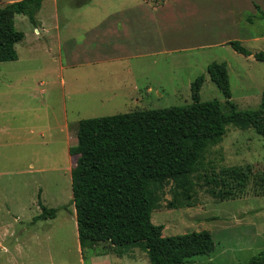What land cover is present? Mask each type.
Wrapping results in <instances>:
<instances>
[{"label": "rangeland", "instance_id": "374dc122", "mask_svg": "<svg viewBox=\"0 0 264 264\" xmlns=\"http://www.w3.org/2000/svg\"><path fill=\"white\" fill-rule=\"evenodd\" d=\"M12 1L18 0H0V7ZM255 5L264 12V0H42L35 27L14 16V29L22 33L14 45L17 59L0 63V264H88L79 253L69 204L74 158L67 148L76 142L79 120L187 105L190 84L199 75V101L216 100L226 112L205 71L211 62L225 64L237 110L257 107L264 64L227 45L235 40L251 53L264 52V18ZM111 24L116 38L102 34L98 41L101 29ZM116 44L126 54L117 52ZM97 56L123 58L65 66L71 60L92 64ZM233 166L248 168L244 187L222 198L216 193L225 189L215 187L212 194L204 177ZM189 179L187 199L174 196L169 180L150 214L163 237L210 234L213 252L184 264H247L264 250V140L259 135L226 125L225 133L205 146ZM37 193L42 205L57 208L53 219L31 222L39 213ZM174 197L182 206L168 208ZM106 246L95 249L113 254L108 264H148L140 245Z\"/></svg>", "mask_w": 264, "mask_h": 264}, {"label": "trees", "instance_id": "16d2710c", "mask_svg": "<svg viewBox=\"0 0 264 264\" xmlns=\"http://www.w3.org/2000/svg\"><path fill=\"white\" fill-rule=\"evenodd\" d=\"M41 2L18 0L0 7V63L17 59L14 45L21 41L22 33L14 29V16H24L35 27ZM257 11L258 17L264 18V13ZM227 45L235 53L264 64V52L251 53L235 40ZM205 71L221 94L226 112L216 100L199 101L203 82V75H199L190 84L191 102L187 105L77 122L76 142L67 148L69 157L74 158L69 204L83 257L99 243L107 244L105 249L140 245L148 264H184L194 256L213 252L207 231L163 237L162 226L150 221L157 193L167 181L173 183L174 196L189 197V174L205 146L220 138L226 125L252 129L264 140V90L255 109L237 110L230 101L225 64L211 62ZM248 173L247 167L233 166L211 172L204 179L212 194L215 187L225 189L216 193L222 198L231 195L232 189L244 187ZM37 206L39 213L32 217V223L55 217L57 208L42 205L38 193ZM181 206L175 197L167 204L168 208ZM247 264H264V250L250 257Z\"/></svg>", "mask_w": 264, "mask_h": 264}, {"label": "crops", "instance_id": "0c3cea01", "mask_svg": "<svg viewBox=\"0 0 264 264\" xmlns=\"http://www.w3.org/2000/svg\"><path fill=\"white\" fill-rule=\"evenodd\" d=\"M246 5H249V4L247 3ZM255 7L260 10L259 6L255 5ZM260 11L263 12L262 10H260ZM117 20L119 21V23H118L119 27H120L119 30H121V31L123 30L124 31L122 34L127 33V26L124 25L123 20L122 19H120L121 21L119 19H117ZM39 26H40V29H42L41 28L42 25L40 24ZM34 32L37 33L36 30H34ZM117 32L118 31H117L116 27L111 24L110 26L101 29V31L98 34L99 37H98L97 40L99 41L102 38V34H103L104 37H112V36H114L116 38V33ZM115 47H116L115 49H117V52H120V54H126L125 51H124L125 49L122 48V46L116 44ZM74 57H76V56H73V58ZM122 58L123 57H121V56H105V57H102V60H101V59H99V56H97L96 60H94V62L92 64H78L75 61L72 62V60H71V62L65 63V66H67L68 68L74 69L76 67H82L83 65H87V66L99 65L100 63H103L104 61H106V62L119 61V60H122ZM94 63H98V64H94ZM59 64H60L59 65L60 69L63 68L61 63H59ZM126 70L129 71L127 68H126ZM146 90H147V88H146ZM78 248H79V245H78ZM79 253H80L81 258H83L82 254H81V251H80V248H79ZM109 256H113V254L112 253H104V254L99 253L98 254L96 252V249L93 248V252L87 257L88 264H108L109 263V261H108V257Z\"/></svg>", "mask_w": 264, "mask_h": 264}, {"label": "water", "instance_id": "95a60500", "mask_svg": "<svg viewBox=\"0 0 264 264\" xmlns=\"http://www.w3.org/2000/svg\"><path fill=\"white\" fill-rule=\"evenodd\" d=\"M9 241H10V240H8V241L5 242V243H2L3 247H4L7 243H9Z\"/></svg>", "mask_w": 264, "mask_h": 264}]
</instances>
